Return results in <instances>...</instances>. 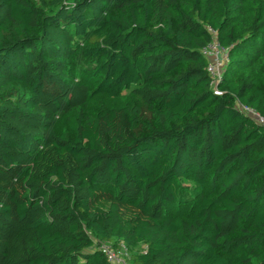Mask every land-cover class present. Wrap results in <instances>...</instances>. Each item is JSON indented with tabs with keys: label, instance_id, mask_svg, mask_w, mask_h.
<instances>
[{
	"label": "trees",
	"instance_id": "trees-1",
	"mask_svg": "<svg viewBox=\"0 0 264 264\" xmlns=\"http://www.w3.org/2000/svg\"><path fill=\"white\" fill-rule=\"evenodd\" d=\"M238 103L264 116V0H0V264H264V125Z\"/></svg>",
	"mask_w": 264,
	"mask_h": 264
},
{
	"label": "built area",
	"instance_id": "built-area-1",
	"mask_svg": "<svg viewBox=\"0 0 264 264\" xmlns=\"http://www.w3.org/2000/svg\"><path fill=\"white\" fill-rule=\"evenodd\" d=\"M213 36V40L202 48L201 52L203 56L208 60L206 71L211 77L212 87L218 91V83L222 79V69L228 64L229 49L224 47L216 39V31L212 28H208ZM238 108L244 113L250 115L255 121L264 125V116L257 110L238 103ZM99 247L106 255L109 262L112 264H127L126 258L128 257L127 248L122 244L120 248H114L110 243L100 242Z\"/></svg>",
	"mask_w": 264,
	"mask_h": 264
},
{
	"label": "rangeland",
	"instance_id": "rangeland-1",
	"mask_svg": "<svg viewBox=\"0 0 264 264\" xmlns=\"http://www.w3.org/2000/svg\"><path fill=\"white\" fill-rule=\"evenodd\" d=\"M225 67L222 69L224 71ZM90 82L94 83L95 78L89 77L88 79ZM131 102V96L129 95V92L125 91L122 94L110 98L107 96H96L88 102V104L84 108L85 115L94 114L96 113L100 108L108 109L111 107H120L127 103ZM78 113H75L70 116L69 118H61L58 123L57 130L59 133L66 134L67 136H72V130L69 126V121L74 120L76 118ZM184 191L188 197V201L185 203V205L182 207L184 211H189L191 209V206L193 205L194 201L197 200L201 194H208L207 190H202L196 187L192 183H184L183 184ZM242 251L240 250H234L230 255V259L233 264H236L237 259L239 258Z\"/></svg>",
	"mask_w": 264,
	"mask_h": 264
}]
</instances>
